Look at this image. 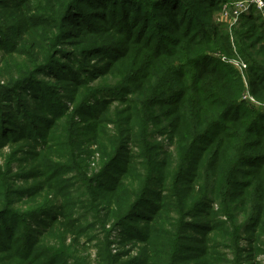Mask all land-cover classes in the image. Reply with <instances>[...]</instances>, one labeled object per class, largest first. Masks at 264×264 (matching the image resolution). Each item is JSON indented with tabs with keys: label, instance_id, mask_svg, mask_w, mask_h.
<instances>
[{
	"label": "trees",
	"instance_id": "16d2710c",
	"mask_svg": "<svg viewBox=\"0 0 264 264\" xmlns=\"http://www.w3.org/2000/svg\"><path fill=\"white\" fill-rule=\"evenodd\" d=\"M226 1L0 0V264H264V108L213 56L264 104V20Z\"/></svg>",
	"mask_w": 264,
	"mask_h": 264
},
{
	"label": "rangeland",
	"instance_id": "374dc122",
	"mask_svg": "<svg viewBox=\"0 0 264 264\" xmlns=\"http://www.w3.org/2000/svg\"><path fill=\"white\" fill-rule=\"evenodd\" d=\"M248 1H250V0H227L226 3L222 6V10L219 13L216 12L213 19L210 20L209 27H212L214 23L223 24L224 27H226L224 29V32L232 34L233 29L235 28L236 24L238 23V21L240 19L239 18L238 21L236 23H234V19H235L234 14L237 11L240 3H246ZM260 17L263 21L264 20V11L262 13H260ZM213 56L216 57L217 59L219 58L220 61L222 63H224L225 65H231L236 70H240V71L242 69V71H241L242 73L244 71L243 79L247 83H245L246 94L244 95L243 100H245L246 103L252 105V107L255 109L264 108V104L258 102L257 99L250 92L251 85L249 82L251 80V77H250V74L247 73V71H245V68L242 67V65H244L245 63L243 61H241L239 59V57H236V55L227 57V56H224L220 53H215V54H213ZM223 69H225V67H223Z\"/></svg>",
	"mask_w": 264,
	"mask_h": 264
},
{
	"label": "built area",
	"instance_id": "2783aa9c",
	"mask_svg": "<svg viewBox=\"0 0 264 264\" xmlns=\"http://www.w3.org/2000/svg\"><path fill=\"white\" fill-rule=\"evenodd\" d=\"M252 7H255L258 11H264V0H250L246 3H240L237 11L235 12L234 16V23L238 21V19L245 13H247ZM242 67H246L242 65ZM242 70V69H241Z\"/></svg>",
	"mask_w": 264,
	"mask_h": 264
}]
</instances>
